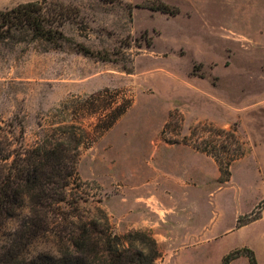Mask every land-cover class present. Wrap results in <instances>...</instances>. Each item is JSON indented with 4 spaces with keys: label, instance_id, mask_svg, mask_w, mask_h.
Masks as SVG:
<instances>
[{
    "label": "rangeland",
    "instance_id": "rangeland-1",
    "mask_svg": "<svg viewBox=\"0 0 264 264\" xmlns=\"http://www.w3.org/2000/svg\"><path fill=\"white\" fill-rule=\"evenodd\" d=\"M33 1L0 0V10ZM159 2L180 13L144 8ZM63 3L73 11L60 48L0 44V126L13 148L60 124L80 126L75 214L99 220L104 210L120 237L148 232L157 264H222L242 248L264 264V0ZM105 89L122 93L110 106L133 103L101 135V113L80 103ZM203 124L233 129L244 143L227 183L210 155L181 143ZM209 131L198 137L213 140ZM32 248H55L53 238Z\"/></svg>",
    "mask_w": 264,
    "mask_h": 264
},
{
    "label": "trees",
    "instance_id": "trees-1",
    "mask_svg": "<svg viewBox=\"0 0 264 264\" xmlns=\"http://www.w3.org/2000/svg\"><path fill=\"white\" fill-rule=\"evenodd\" d=\"M144 8L170 16L180 13L178 8L162 2ZM72 11L63 0H35L0 10V44L39 42L60 48L68 40L60 28ZM76 47L84 55H93L84 46ZM121 95L105 89L80 103L82 109L101 113V135L132 107L131 101L117 107L106 101L112 96L117 103ZM203 127L214 134L213 140L198 137ZM85 135L80 126L60 124L35 145L16 149L0 126V264H157L161 252L148 232L133 231L120 237L113 233L104 210H99V220L73 212L79 200L70 198L69 191L77 180L76 167ZM223 137L226 143L219 144ZM181 143L210 155L219 167L222 183L230 180L232 163L245 155L244 143L235 130L214 128L211 124L196 126ZM62 205H66L65 210ZM43 237L53 238L55 248L26 261L29 247ZM242 256L248 258L249 264H258L250 248L231 252L222 264H231Z\"/></svg>",
    "mask_w": 264,
    "mask_h": 264
},
{
    "label": "clouds",
    "instance_id": "clouds-1",
    "mask_svg": "<svg viewBox=\"0 0 264 264\" xmlns=\"http://www.w3.org/2000/svg\"><path fill=\"white\" fill-rule=\"evenodd\" d=\"M43 249L35 248L33 249L31 246L29 247V253L26 255V261H31L40 251Z\"/></svg>",
    "mask_w": 264,
    "mask_h": 264
}]
</instances>
